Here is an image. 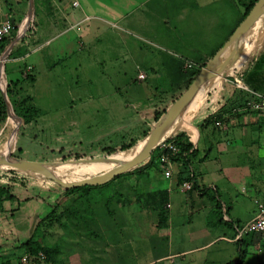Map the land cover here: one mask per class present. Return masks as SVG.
<instances>
[{
	"label": "crops",
	"instance_id": "obj_1",
	"mask_svg": "<svg viewBox=\"0 0 264 264\" xmlns=\"http://www.w3.org/2000/svg\"><path fill=\"white\" fill-rule=\"evenodd\" d=\"M248 1L243 0V3H240L238 0H126V3L119 4L115 0H83L81 3L77 1L79 7L74 8L73 0H46L45 5L41 6L40 2L38 10L36 9L40 24L34 38L36 41H41L43 38H46L44 42L49 41L47 38L51 34L60 30L66 31L83 17L91 16L94 19L84 26L81 25L78 38L84 45H94L101 39H108L107 37L113 39V32L108 25L110 18L126 14L127 23L135 29L138 28L141 38L147 42L146 45L141 46L127 41L122 45L126 46L128 56L135 55L140 66L146 70L145 73L138 72V75L144 74L145 78L140 80L137 75V80H147L150 74L151 80L157 82L156 77L166 75V71L169 74L181 73L186 63H191L197 68L203 67L223 47L243 21V4ZM0 15H5L1 9ZM251 30H253L251 40L248 36L239 40L232 49L229 59L223 65L220 63L217 66L216 75L212 77L213 83L207 86L206 90L203 86L196 92L188 103L184 116L177 118L173 124V126L180 124L178 134L183 135L192 145L193 153L188 157L186 165L183 166V159L176 157L170 179L164 178L155 165L141 174L144 178L149 174L152 175L149 183L144 180L146 197L143 206L154 211L158 210L160 205L165 208L168 215L165 230L169 250L175 249L146 264L167 259L169 264L170 259L193 254L207 248L218 239L235 242L234 227L245 225L254 216L253 199L264 202V181H262L264 179V117L242 108L248 93L237 89L234 85L226 86L212 98H207L209 90L218 88L222 82L226 69H231V72L237 70L238 75L232 76L234 80L239 78L247 90L264 97V14ZM69 41L59 43L57 49L49 45L46 50L30 54L27 59L33 58L30 65L34 73L38 69L54 78V71L46 69V60L59 57L66 60L72 58L73 53L70 51L72 44ZM19 44L16 41L13 45V49H17V52L22 51L21 46L26 45V43L20 46ZM114 45L116 48L117 44ZM16 46L19 48H15ZM3 59L0 58V63ZM59 74L64 76L61 71ZM37 80L35 76L34 85ZM186 80L187 78L181 80L176 90L172 89L170 99L159 96L144 99L139 97L138 99L143 101H137L138 113L146 117L151 114V109H147V105L143 106L149 103L148 99L153 100L157 108L155 111L168 109L175 100L173 97L177 94L179 96L186 89ZM113 89L116 94L113 91L110 96L117 97L119 91ZM101 93L94 95V98L84 94L82 99H79L80 107L82 105L84 107L82 114L86 115L91 107H96L113 116L112 106L118 101L100 103L105 98ZM98 99L95 104L94 100ZM215 115L221 116V129L215 128L214 123L209 122V117L214 118ZM115 120L118 122L116 118ZM233 145L245 147L247 151L244 149V153L249 157L253 156V159L256 158L255 162L261 169L253 172L246 166L243 169L233 164L235 158L231 149ZM252 146L256 149L253 150ZM187 178H190L191 188L187 192H180L178 185ZM257 179L261 182L257 183ZM246 185L251 188L250 191L245 187ZM43 189L48 193L40 198L34 192H26L25 187L12 188L18 203H5L0 211V264H19V258L25 252L24 244L32 236L36 221L42 218L46 208H53L48 198L61 193L56 189ZM62 196L66 202L72 194H62ZM45 198L47 202L42 201ZM63 206L66 208L65 211L75 216L77 210L73 206H67V203ZM217 214H220V217L223 214L224 219ZM90 218V221L84 224L95 227V232L88 233H93L97 239L93 244L94 255L86 256L85 264H91L92 258L94 260L92 264H119L128 259V253L132 251L129 249V244L133 241L134 230L128 225L125 230L120 229L113 221L107 223L108 225L106 222L101 223L95 213H92ZM229 234L232 236L228 237ZM69 241L70 244L74 243L73 239ZM241 241L244 243L243 238ZM58 252H54L53 255L57 257ZM56 257L48 264H65ZM174 263L173 261L172 264ZM180 264L193 263L183 261Z\"/></svg>",
	"mask_w": 264,
	"mask_h": 264
},
{
	"label": "rangeland",
	"instance_id": "obj_2",
	"mask_svg": "<svg viewBox=\"0 0 264 264\" xmlns=\"http://www.w3.org/2000/svg\"><path fill=\"white\" fill-rule=\"evenodd\" d=\"M45 1L31 0L32 14L29 15L30 0H0V9L5 14L0 15V18L9 16L20 28L19 32L16 31L11 36L10 41L13 42L17 38L18 44L26 43L21 46L22 51L19 52L12 47L0 63V96L3 91L6 92L8 81H20L17 87L20 89V93L30 96L33 105L40 111L39 116L29 123H22L14 111L13 118L10 112L0 129V156L45 163L48 165L47 168L54 171L60 179L74 182L100 174L123 162L125 157L138 154L143 147L139 144L144 140L143 132L149 133L155 125L153 114L157 112L155 111L157 108H155L153 100L148 99L149 103L143 104V106L147 105V109H151V114L148 117L144 114L140 115L137 101L142 102L145 97L153 98L154 96L170 99L172 89L176 90L180 86L181 80H185L189 73L186 74L187 71L183 70L179 74H169L166 71V75H164L160 69L162 75L156 77L157 82L155 79V82L151 80L150 74L147 80L138 81V72L145 73L146 70L140 66L135 55L131 56L132 58L128 56L129 52L126 50V46L122 45L127 41L135 42L141 46L146 45L147 42L141 38L138 28L135 29L127 23L126 14L110 18L108 25L113 32V39L107 37L108 39H101L94 45H84L80 41L78 37L81 26L79 29L68 27L66 31H57L48 36L49 41L44 42L46 38L36 41L34 36L40 24L36 9L38 10L40 2L41 6L45 5ZM77 1L83 2V0ZM115 1L119 4L126 3V0ZM68 4L70 5V3ZM85 17H83L82 26L94 19V17L88 16V19L85 20ZM108 30L110 32V29ZM246 36L251 40L253 30ZM65 40H70L69 42L72 44L70 50L73 53L72 58L66 60L59 57L46 60V69L54 71V78L42 70L36 69L34 73V69L30 65L33 58L27 59V57L32 53L46 50L49 45L57 49L58 44ZM114 44H117L116 48ZM5 48L0 53V57ZM60 71L64 75L63 77L59 74ZM224 72L222 82L218 88L209 90L207 98H212L226 86H236L232 76H236L234 74L238 75V73H235L234 70L231 72V69H226ZM35 76L38 79L35 85L34 82L26 81V78L33 77L35 79ZM213 81L212 78L204 85L205 90ZM113 88L119 91L117 97L110 96L114 91ZM101 92L105 98L100 103L108 104L118 101L112 106L113 116L107 115L96 107H91L88 114H82L81 111L84 107L83 105L80 107L79 99H82L84 94L94 98V95ZM139 97L142 99H138ZM177 97L178 94L173 97V100ZM136 98L138 100H135ZM94 101L96 104L99 99ZM186 109L187 106L178 118L184 116ZM163 110L159 109V112ZM115 118L118 122H115ZM210 123L212 124V122ZM110 124H112V130L109 129ZM180 127L169 134V137H175L179 133ZM215 128L217 127L215 126ZM134 142L136 144L128 153L110 159L111 156L122 153L117 150L119 147ZM233 147H231L235 157L233 164L239 165L243 169L246 166L253 172H258L261 169L255 162L256 158L253 159V156L249 157L244 153L245 147L237 145H233ZM251 148L256 149L255 146ZM112 149L116 150L113 154H106ZM241 149L242 151H240ZM90 159H107V161L97 162L90 161ZM66 163H71L72 166H68ZM82 163H90L91 167H96L98 171L88 174L89 171L86 170V167L79 165ZM9 171L0 167V177L3 178L0 180V184L6 183L4 179L9 177ZM16 176L19 182L20 180L24 182L26 192H34L40 198L45 197L48 193L47 190L40 187L42 182L49 189L61 191L54 182H45L44 178L33 174L17 172ZM151 176L149 174L144 178L143 175L127 174L115 180L111 179L98 187L64 193L65 195L72 194L70 201L67 199L68 201L65 202L63 196L60 197L58 207L54 209V215L43 220L52 209L46 208L42 218L35 223L34 231L38 240L46 248H57L59 251L57 257L51 254L41 264L52 262L54 257L65 264H85L86 256L93 257L95 251L93 244L97 238L93 233L88 232H95V227L84 224V222L90 221L92 213H95L97 220L101 223L106 222L107 224L113 221L120 229L125 230L128 225L134 230L133 241H130L129 244V249L132 250L128 253L129 258L119 264H146L163 254L175 251L174 248L169 250L166 227L161 228L162 226L159 224L158 210H148L143 206L144 197H146L144 195V180L151 181ZM258 181L261 182L257 179V183ZM245 187L248 188V191L251 190L247 185ZM64 203L77 210L74 217L70 212L65 211ZM161 207L160 205L159 208ZM217 215L220 217V214ZM220 218L224 219L223 214ZM226 230L229 229L226 228ZM231 236V234L228 235V237ZM72 239L74 243L70 244L69 240ZM243 241L242 249L246 251L243 264H264V238L249 236V238L243 237ZM238 255L239 245L237 243L218 239L205 249L184 257H176L174 260L170 259L171 263L169 264H172L173 261L174 264H180L183 261L193 264H226L235 261ZM90 261L91 264L94 263L93 258ZM152 264H168V259L154 261Z\"/></svg>",
	"mask_w": 264,
	"mask_h": 264
},
{
	"label": "trees",
	"instance_id": "obj_3",
	"mask_svg": "<svg viewBox=\"0 0 264 264\" xmlns=\"http://www.w3.org/2000/svg\"><path fill=\"white\" fill-rule=\"evenodd\" d=\"M238 1L240 3H243V0H238ZM257 1L258 0H249L246 4H243L244 5L243 18H245L247 16V14L249 13L251 8L254 6V4ZM11 36L4 39L0 43V53L8 45V43L11 42L10 41ZM231 54H232V51L228 54L227 57H225L222 60V62H221L222 65L227 61V59H229V55H231ZM201 68L202 67H198V68L194 67L190 70H187L186 74H188V73L189 74L187 76L185 88H187L192 83L194 77L199 73ZM214 75H216V74H214ZM26 81L33 83L34 78L33 77L26 78ZM19 84H20V81H10V82L8 81L7 86H6V95L9 99V102L12 106V109H13L15 115L22 120V123H29L31 121H34L39 116L40 111L33 105L32 98L30 96H24L20 93V89L17 88ZM201 88L199 90H201ZM239 90H241V89H239ZM243 103H242V105H243ZM166 111H167V109L164 111H161V112H154V114H153L154 123H156L166 113ZM10 112H11V114H13V112L11 110H10ZM7 116H8V114H7L6 104H5L2 96H0V129H1V126L3 125V123L5 122ZM13 117H14V114H13ZM215 121H222L221 116L215 115L214 118L209 117V122L214 123ZM15 125H16V122H15ZM179 126H180V124L173 126L170 130H168V132L164 135L163 138L168 137L169 134H171ZM147 135H148V132H143V139H145L147 137ZM171 139L174 141L176 146L179 148L180 153L177 156V157H179L178 159H183L182 163H183V166H185L187 161H188L187 160L188 157L193 153L191 151L192 145L181 134L180 135L177 134L175 137H171ZM135 144H136V142L119 147V149H117V150L119 152H122V153L115 154V155L111 156L110 159L117 157V156H120L123 153H128ZM139 144L143 145L144 140L142 142H140ZM115 151L116 150L112 149L106 154H113ZM155 155H156V150H154L151 153V156L146 161H144L142 164L136 166L135 168H133L129 171H126L123 174H120L119 176L114 177L113 180L117 179L118 177H122L124 175H127V174L141 175L145 171L150 170V168L152 166H154V165L156 166V164L154 163ZM129 158H130V156L125 157L123 160L126 161ZM66 164L68 166H72L71 163H66ZM79 165L86 167V170L89 171L88 174H91V173L98 171V169L96 167H91L90 163L89 164L88 163H82ZM8 174H9V177H6L4 179V180H6L5 181L6 183L3 185L0 184V211H2L3 205L5 203H16L17 202L16 196L12 192V187L14 186L17 188H23L25 186L23 181L20 180V182H19V180L17 179L18 178L16 176L17 172L10 170L8 172ZM0 180H3V178L0 177ZM186 180L190 181V178H187ZM44 181L45 182H52V181H49L46 179ZM98 186L99 185L84 186V187H77V188H73V189H64L60 186H57V188L61 189V193L56 194L55 197L48 198V202L50 204H52L53 208L50 211L49 215L47 217L43 218V220L49 219L54 215V209L56 207H58V200L60 197H62V194L74 193L76 191L83 190V189L88 190L91 187H98ZM40 187L48 189V186L46 184H44L43 182L40 183ZM42 201L47 202V198L42 199ZM158 217H159V224H160V226H162L161 228L166 227L167 226V213H166L164 207H161L158 209ZM254 237H259V236L254 235ZM235 243H237L239 245V255L235 261L228 262L226 264H243L244 263V260L246 258V251H245V249H242L243 243H242V241H236ZM24 249H25L24 253H27L31 258V264L43 263V261H40L36 257L38 252H43V254L45 255V258H47L48 256H50L54 252L58 251L57 248H46L36 237L35 231L33 232L32 236L28 239V241L24 244Z\"/></svg>",
	"mask_w": 264,
	"mask_h": 264
},
{
	"label": "water",
	"instance_id": "obj_4",
	"mask_svg": "<svg viewBox=\"0 0 264 264\" xmlns=\"http://www.w3.org/2000/svg\"><path fill=\"white\" fill-rule=\"evenodd\" d=\"M32 14L31 0L29 15ZM264 14V0H258L251 8L247 16L234 30L223 47L200 69L199 73L194 77L192 83L173 101L166 113L153 125L147 137L144 139L142 149L131 160L125 163H119L115 168H111L106 172H102L97 175L83 178L74 182H66L60 179L54 171L47 168V164L40 162L24 161L20 159H13L11 156H0V167H4L8 170H12L19 173L33 174L35 176L42 177L46 180L52 181L58 186L64 189H73L84 186L103 185L109 182L114 177L129 171L136 166L142 164L150 156L157 143L163 139L164 132L172 125V123L179 117L181 112L187 106V104L194 97L196 92L203 87L215 74V67L218 58L230 47L235 45L239 40L247 35L252 27L258 22V20ZM17 39V38H16ZM11 42L4 50L0 58H4L12 49L14 43L17 40ZM2 98L6 104L7 114L10 115V110L13 112L12 106L3 91ZM14 114V113H13ZM15 116V115H14ZM103 162L107 159L91 160Z\"/></svg>",
	"mask_w": 264,
	"mask_h": 264
},
{
	"label": "built area",
	"instance_id": "obj_5",
	"mask_svg": "<svg viewBox=\"0 0 264 264\" xmlns=\"http://www.w3.org/2000/svg\"><path fill=\"white\" fill-rule=\"evenodd\" d=\"M72 6L74 8L79 7V3L76 0H73ZM88 19V16L85 17V20ZM83 19L79 22L75 23L72 27V29H79V27L83 23ZM19 26L16 25V23L9 17L4 16L3 18H0V43L16 33V31L19 32ZM194 68L193 64L186 63L184 65V70H190ZM235 73H238L237 70L234 71ZM144 74H139L138 79L142 80L144 79ZM236 88L241 89L248 93L247 99L244 101L242 108L244 110H248L251 112H254L260 117H264V97L261 96L258 93L251 92L247 90L240 82V79H235ZM214 125L217 128H222V124L220 121H215ZM156 150V155L154 158V163L156 166L160 169L162 175L166 179H170L172 175V168L174 164V159L179 155L180 151L179 148L176 146L174 141L171 139V137H166L161 139L156 147L154 148ZM153 150V151H154ZM152 151V152H153ZM191 188V183L188 180L182 181L178 185V189L180 192H187ZM253 204L255 205V213L253 218L246 223L245 225H236L234 227L235 230V237L234 241H241L243 237L248 236H259L264 238V202H261L257 199H253ZM169 205H167L168 207ZM40 261L45 260V255L43 252H38L36 256ZM169 263H171V260H169ZM19 264H31V258L27 253H23L19 258Z\"/></svg>",
	"mask_w": 264,
	"mask_h": 264
},
{
	"label": "bare ground",
	"instance_id": "obj_6",
	"mask_svg": "<svg viewBox=\"0 0 264 264\" xmlns=\"http://www.w3.org/2000/svg\"><path fill=\"white\" fill-rule=\"evenodd\" d=\"M238 42H239V41H238ZM238 42H237V43H238ZM237 43H236V44H237ZM236 44L233 45L232 47H230L228 50H226V51H225V52H224V53L218 58L215 69H216L217 66L222 62V60H223L225 57L228 56V54L232 51V49L236 46ZM12 115H13V114H12ZM169 130H170V129H169ZM166 131H167V130H166ZM166 131L164 132V135L166 134ZM164 135H163V137H164ZM163 137H162V138H163ZM134 156H135V155H134ZM134 156L130 157L129 159H127L126 161H123V162H121V163H125V162L131 160ZM118 165H119V163L116 164L115 166L111 167V168H115V167L118 166ZM111 168L104 170V172L110 170Z\"/></svg>",
	"mask_w": 264,
	"mask_h": 264
}]
</instances>
